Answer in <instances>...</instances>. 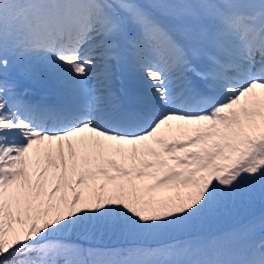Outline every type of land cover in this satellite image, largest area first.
Segmentation results:
<instances>
[{
    "label": "snow or ice",
    "instance_id": "obj_1",
    "mask_svg": "<svg viewBox=\"0 0 264 264\" xmlns=\"http://www.w3.org/2000/svg\"><path fill=\"white\" fill-rule=\"evenodd\" d=\"M0 264H264V0H0Z\"/></svg>",
    "mask_w": 264,
    "mask_h": 264
},
{
    "label": "rangeland",
    "instance_id": "obj_2",
    "mask_svg": "<svg viewBox=\"0 0 264 264\" xmlns=\"http://www.w3.org/2000/svg\"><path fill=\"white\" fill-rule=\"evenodd\" d=\"M255 214H257L258 212H253ZM244 216L243 212L239 215V218H242Z\"/></svg>",
    "mask_w": 264,
    "mask_h": 264
}]
</instances>
